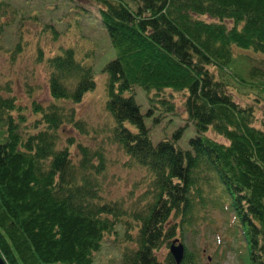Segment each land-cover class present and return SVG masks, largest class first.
<instances>
[{
	"label": "trees",
	"instance_id": "trees-1",
	"mask_svg": "<svg viewBox=\"0 0 264 264\" xmlns=\"http://www.w3.org/2000/svg\"><path fill=\"white\" fill-rule=\"evenodd\" d=\"M15 2L0 0V17H38ZM131 3L135 7L103 0L100 11L117 51L105 68L106 110L116 121L114 143L131 157L132 167L150 174L147 197L131 209L125 199H105V150L79 144L72 152L74 138L61 147L67 123L79 124L75 112L68 113L56 101L81 103L96 87L93 68L79 61L75 50L63 49L47 60L55 102L34 103L39 117L26 133L13 114L22 116L23 108L7 87L0 88V122L6 134L0 143V254L8 264H93L105 236L122 224L127 246L121 264H177L170 251L164 258L160 253L179 228L192 224L197 202L206 203L203 188L197 187L200 173L214 172L243 231V264H264V129L254 125V108L239 104L229 85L211 70H227L235 48L264 53V0ZM50 22L58 40L62 32ZM10 29L11 22H6L0 34ZM22 43H15L13 58ZM136 87L187 94L186 111L197 132L189 148L179 145L183 128L154 142L146 124L153 110L142 113ZM210 129L226 142L208 136ZM181 264L199 263L186 248Z\"/></svg>",
	"mask_w": 264,
	"mask_h": 264
},
{
	"label": "rangeland",
	"instance_id": "rangeland-1",
	"mask_svg": "<svg viewBox=\"0 0 264 264\" xmlns=\"http://www.w3.org/2000/svg\"><path fill=\"white\" fill-rule=\"evenodd\" d=\"M109 1H121L135 7L131 0ZM14 5L22 8L24 13L29 10L31 14L35 13L32 15L38 16V19L29 17L22 21L20 18L14 20L11 14L0 17V32L6 22H11L8 33L0 34V88L4 90L7 87L23 108L22 116L18 112L13 113L16 121L23 124L20 129L26 133L39 117L34 112V103L49 106L55 102L49 90L48 58L63 49L75 50L77 59L93 68L96 87L84 96L81 103L56 101L68 113L74 111V120L79 124L67 123L61 147L69 145V139L74 138L76 143L72 152L79 144L104 149L109 160L103 176L104 198L110 201L125 199L127 208L131 209L134 203L138 204L141 198L147 197L144 195L150 189V174L144 168L132 167L131 157L114 143L116 121L106 110L109 76L105 68L117 57V51L100 18L103 0H17ZM50 21L62 32L58 40L48 28ZM18 40H23L22 51L13 58V48ZM40 49L43 50L42 58L39 57ZM234 55L227 70L215 67L211 70L217 79L229 85L239 104L254 108V125L264 129V53L235 48ZM134 91L142 113L146 116L148 111L153 110L154 115L146 117V124L152 129L154 142L171 137L183 128L179 145L189 148V140L197 132L186 111L187 94L171 88L147 92L142 87H136ZM168 107L171 109L167 110ZM157 118L159 121H156ZM207 134L226 142L212 129ZM5 135V126L0 122V143L5 141ZM198 186L203 188L206 203L202 204V200L197 202L192 224L183 227V231L179 228L176 239L184 243L199 264H243L247 244L232 211L231 197L214 172L200 173ZM171 223L176 224L175 221ZM116 230L115 234L105 236L103 247L95 254L93 264H121L122 250L127 243H123V225H118ZM133 233L136 235L137 229ZM170 246L168 244L163 248L160 253L162 258L170 251Z\"/></svg>",
	"mask_w": 264,
	"mask_h": 264
},
{
	"label": "water",
	"instance_id": "water-1",
	"mask_svg": "<svg viewBox=\"0 0 264 264\" xmlns=\"http://www.w3.org/2000/svg\"><path fill=\"white\" fill-rule=\"evenodd\" d=\"M171 253L176 260L177 264H181L185 257V247L182 243L177 245V242H174L171 247ZM0 264H8L3 256L0 254Z\"/></svg>",
	"mask_w": 264,
	"mask_h": 264
}]
</instances>
